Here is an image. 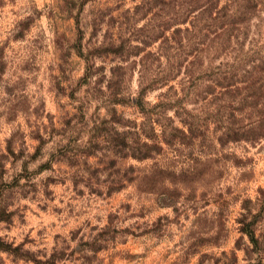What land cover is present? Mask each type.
Wrapping results in <instances>:
<instances>
[{
	"label": "rangeland",
	"instance_id": "1",
	"mask_svg": "<svg viewBox=\"0 0 264 264\" xmlns=\"http://www.w3.org/2000/svg\"><path fill=\"white\" fill-rule=\"evenodd\" d=\"M202 3L0 0V264H264V0Z\"/></svg>",
	"mask_w": 264,
	"mask_h": 264
},
{
	"label": "trees",
	"instance_id": "2",
	"mask_svg": "<svg viewBox=\"0 0 264 264\" xmlns=\"http://www.w3.org/2000/svg\"><path fill=\"white\" fill-rule=\"evenodd\" d=\"M198 2L201 0H194V2ZM218 0H203V3L201 6H199V11L197 13H195L193 19H210L213 15V10L216 9ZM182 7L180 9H183L184 7H188V3L184 2L182 3ZM186 13V9L182 10L181 15L183 16ZM186 32H188V29H185ZM180 30L176 31V34H180ZM145 93V91L141 92V95H143ZM134 105L140 107V109H142V112L144 115H146L145 117L147 118V120H150L149 117L152 118L153 112H149L147 114V112H145L143 110V103H142V99L141 98H137L134 102ZM150 122V121H148ZM189 129V128H188ZM178 131V129H176ZM190 131V130H189ZM182 134L185 135L182 131ZM136 146V147H135ZM132 155L135 159L137 160H144V159H148L152 156V153L155 152H159L161 151V147L158 144H148L147 142H142L140 143V141L135 142V144H133L132 147ZM252 239V238H251Z\"/></svg>",
	"mask_w": 264,
	"mask_h": 264
}]
</instances>
